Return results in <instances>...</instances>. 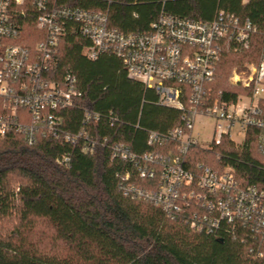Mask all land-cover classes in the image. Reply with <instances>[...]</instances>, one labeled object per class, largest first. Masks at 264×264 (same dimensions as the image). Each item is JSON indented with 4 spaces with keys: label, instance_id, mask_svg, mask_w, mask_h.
Wrapping results in <instances>:
<instances>
[{
    "label": "trees",
    "instance_id": "1",
    "mask_svg": "<svg viewBox=\"0 0 264 264\" xmlns=\"http://www.w3.org/2000/svg\"><path fill=\"white\" fill-rule=\"evenodd\" d=\"M60 3L105 11L110 27L123 32L146 31L160 13L211 20L218 11L248 18L258 29L249 47L233 50L223 44L216 73L207 87L211 98L235 101L244 94L230 83L232 71L257 64L264 49V0H60ZM25 33L35 35L30 21ZM35 42L28 44L30 48ZM82 37L68 33L53 55L49 78L69 71L82 93L80 104L101 114L92 130L96 137L126 143L130 152L178 156L186 168L202 163L228 168L243 184L264 189V156L257 149V131L248 128L235 145L224 137L219 145L181 149L174 141L147 144L148 132L166 133L181 124L180 111L157 104V95L129 80L121 61L109 54L94 61L82 55ZM260 107L264 100L259 101ZM116 123L109 126L107 114ZM68 130L79 127L77 109L61 114ZM68 152L67 163L59 157ZM129 171L131 183L144 191L157 179H139L136 167L111 159L107 143L91 154L80 144L38 135L29 145L23 134L0 139V264H264V243L252 237L199 233L184 217H166L145 197L124 195L117 173ZM261 253V255H260Z\"/></svg>",
    "mask_w": 264,
    "mask_h": 264
},
{
    "label": "built area",
    "instance_id": "2",
    "mask_svg": "<svg viewBox=\"0 0 264 264\" xmlns=\"http://www.w3.org/2000/svg\"><path fill=\"white\" fill-rule=\"evenodd\" d=\"M29 21L35 35L25 33ZM68 33L87 41L82 49L87 60L105 54L117 57L127 79L153 90L158 105L181 112V124L173 130L149 131L148 145L174 141L181 149L208 148L224 137L241 145L247 129L253 128L257 149L264 156V105L259 104L264 100V49L256 65L248 64L230 76L231 84L246 90L235 101L211 98L207 87L224 42L231 41L235 51L247 49L257 27L248 18L225 11L208 21L160 13L146 31L123 32L108 25L105 11L68 6L60 0H0V139L21 133L31 145L40 135L80 144L86 154L107 143L111 159L133 163L139 179H157L154 188L144 191L128 183L129 171L117 173L124 195L145 197L170 219L184 217L196 232L252 237L264 243V189L243 184L228 168L198 163L190 169L176 155H137L126 143L92 134L101 114L80 104L82 93L74 75L67 71L58 81L49 78L57 43ZM31 41L32 48L27 44ZM73 109L80 111L81 124L68 130L61 114ZM198 116L215 121L208 145L192 135ZM106 120L109 126L116 123L113 113ZM235 128L236 134L242 133L239 142L233 139ZM59 159L67 163L71 157L66 152Z\"/></svg>",
    "mask_w": 264,
    "mask_h": 264
},
{
    "label": "rangeland",
    "instance_id": "3",
    "mask_svg": "<svg viewBox=\"0 0 264 264\" xmlns=\"http://www.w3.org/2000/svg\"><path fill=\"white\" fill-rule=\"evenodd\" d=\"M232 73H233V71H232ZM232 73H231V75H232ZM214 122L215 121L212 118H209L206 116H204V117L198 116L193 121L192 135L195 137L198 136L200 138V143L202 145H208V142L211 139L212 130L214 127ZM236 133H237V128L234 129L233 139L235 141L239 142L242 139V133H238V134H236Z\"/></svg>",
    "mask_w": 264,
    "mask_h": 264
}]
</instances>
